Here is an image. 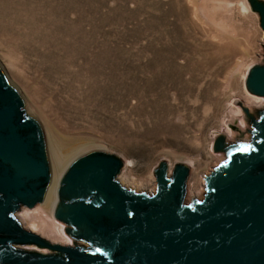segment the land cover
Returning a JSON list of instances; mask_svg holds the SVG:
<instances>
[{
  "label": "rangeland",
  "instance_id": "rangeland-1",
  "mask_svg": "<svg viewBox=\"0 0 264 264\" xmlns=\"http://www.w3.org/2000/svg\"><path fill=\"white\" fill-rule=\"evenodd\" d=\"M263 39L248 0H0V70L41 127L49 169L51 148L107 152L123 163V186L154 194L156 165L170 176L183 164L186 204L226 156L213 150L219 134L228 146L250 141L264 96L244 79ZM54 210L37 203L15 217L73 244Z\"/></svg>",
  "mask_w": 264,
  "mask_h": 264
},
{
  "label": "water",
  "instance_id": "water-1",
  "mask_svg": "<svg viewBox=\"0 0 264 264\" xmlns=\"http://www.w3.org/2000/svg\"><path fill=\"white\" fill-rule=\"evenodd\" d=\"M248 3L264 30V0ZM244 80L250 93L264 96V57ZM249 125L248 142L227 147L224 135L215 138L213 150L227 149L226 156L205 177L203 198L188 204L186 165L175 164L168 176L161 161L153 171L156 191L149 194L117 181L123 163L116 155L91 151L71 162L54 216L69 237L94 245L89 252L54 244L15 217L20 207L42 201L50 173L41 127L0 70V264H264V107L250 113ZM91 194L89 204L65 201Z\"/></svg>",
  "mask_w": 264,
  "mask_h": 264
},
{
  "label": "bare ground",
  "instance_id": "bare-ground-1",
  "mask_svg": "<svg viewBox=\"0 0 264 264\" xmlns=\"http://www.w3.org/2000/svg\"><path fill=\"white\" fill-rule=\"evenodd\" d=\"M78 148L74 146V148H67L63 151L59 156L57 153L51 148L50 156H51V163H50V177L48 185L44 191V195L42 201L39 202V205L42 206L44 209H48L49 211L56 208V205L59 200V184L62 179V174L66 170L67 166L71 164L75 160V158L79 155ZM64 150V149H63ZM82 156V155H81ZM80 157V156H79ZM76 158V159H77ZM195 195V194H194ZM55 212V210H54ZM20 214H16V217L22 221L19 217ZM25 215V214H24ZM29 218V217H28Z\"/></svg>",
  "mask_w": 264,
  "mask_h": 264
},
{
  "label": "flooded vegetation",
  "instance_id": "flooded-vegetation-1",
  "mask_svg": "<svg viewBox=\"0 0 264 264\" xmlns=\"http://www.w3.org/2000/svg\"><path fill=\"white\" fill-rule=\"evenodd\" d=\"M253 138H254V133H252V140H253ZM226 146L227 147H229L227 144H226ZM226 152H227V149L225 150ZM119 173V172H118ZM117 173V174H118ZM117 176V175H116ZM115 180H117L116 179V177H115ZM118 181V180H117ZM119 182V181H118ZM120 183V182H119ZM93 196H94V194H91V195H82V196H80V197H71V198H67V199H65V201L66 202H70V203H74V202H83V203H87V204H89V203H91L92 202V199H93ZM21 208V207H20ZM18 211V210H17ZM14 214H15V212H14ZM14 214H12V215H14ZM67 228H72L71 226H69V225H67ZM69 235L71 236V238L74 240L73 241V244H69L68 243V245H71V246H75V247H79L80 249H84V250H86V251H89V252H95L96 251V248L94 247V245H92L91 243H88L87 242V247H84L83 245L81 246V245H79V244H77L76 243V241L77 240H81V239H76L74 236H72L70 233H69ZM84 241V240H83ZM86 242V241H85ZM26 245H30V244H26ZM26 248V247H25ZM26 249H32V248H26ZM51 253H57L56 251H54V250H52V252ZM60 255H62L64 258H66L67 257V255L65 254V253H60Z\"/></svg>",
  "mask_w": 264,
  "mask_h": 264
}]
</instances>
